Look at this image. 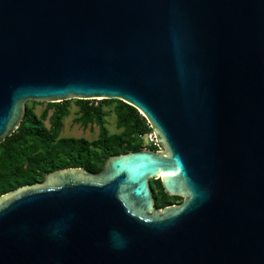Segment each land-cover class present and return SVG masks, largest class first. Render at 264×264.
Returning <instances> with one entry per match:
<instances>
[{
    "label": "water",
    "instance_id": "water-1",
    "mask_svg": "<svg viewBox=\"0 0 264 264\" xmlns=\"http://www.w3.org/2000/svg\"><path fill=\"white\" fill-rule=\"evenodd\" d=\"M70 99L131 105L157 149L1 194L0 264H264V0H0V143Z\"/></svg>",
    "mask_w": 264,
    "mask_h": 264
},
{
    "label": "trees",
    "instance_id": "trees-1",
    "mask_svg": "<svg viewBox=\"0 0 264 264\" xmlns=\"http://www.w3.org/2000/svg\"><path fill=\"white\" fill-rule=\"evenodd\" d=\"M78 105L75 121L83 127L95 124V139L60 136L63 119L69 115L71 101ZM41 102L27 101L26 112L19 127L0 143V195L26 184L43 180L53 170L83 167L91 172L102 170L105 160L120 153L138 151L143 144L139 134L151 128L141 113L119 99H70L49 103L40 114L34 106ZM113 104L118 132L110 133L104 124V106ZM48 122V124H47ZM147 148L157 149L154 146ZM155 207L161 208L180 200L167 195L160 179H150Z\"/></svg>",
    "mask_w": 264,
    "mask_h": 264
},
{
    "label": "rangeland",
    "instance_id": "rangeland-1",
    "mask_svg": "<svg viewBox=\"0 0 264 264\" xmlns=\"http://www.w3.org/2000/svg\"><path fill=\"white\" fill-rule=\"evenodd\" d=\"M49 106L34 107V112L40 114L41 111ZM69 115L63 119V128L60 136H72V137H85L87 139H95L98 135V127L95 124H88L83 127L75 121V118L79 115L78 105H69ZM106 115L104 117V124L110 133L118 132L119 129L116 127V118L113 111V104L110 106H104ZM48 124V122H47Z\"/></svg>",
    "mask_w": 264,
    "mask_h": 264
},
{
    "label": "built area",
    "instance_id": "built-area-1",
    "mask_svg": "<svg viewBox=\"0 0 264 264\" xmlns=\"http://www.w3.org/2000/svg\"><path fill=\"white\" fill-rule=\"evenodd\" d=\"M150 127V126H149ZM140 139H142L143 144L147 146L157 147V140L154 132L150 129L148 132L144 134L138 135Z\"/></svg>",
    "mask_w": 264,
    "mask_h": 264
},
{
    "label": "flooded vegetation",
    "instance_id": "flooded-vegetation-1",
    "mask_svg": "<svg viewBox=\"0 0 264 264\" xmlns=\"http://www.w3.org/2000/svg\"><path fill=\"white\" fill-rule=\"evenodd\" d=\"M182 201V199H180V200H177V201H174V203H172V204H176V203H179V202H181ZM171 205V204H170Z\"/></svg>",
    "mask_w": 264,
    "mask_h": 264
}]
</instances>
